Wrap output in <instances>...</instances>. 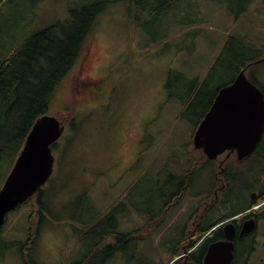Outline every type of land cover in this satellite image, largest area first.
<instances>
[{
  "label": "rangeland",
  "instance_id": "rangeland-1",
  "mask_svg": "<svg viewBox=\"0 0 264 264\" xmlns=\"http://www.w3.org/2000/svg\"><path fill=\"white\" fill-rule=\"evenodd\" d=\"M91 1L8 0L0 10V57L22 45L24 36L69 18L70 8ZM110 1L95 25L86 66L81 61L71 71L49 110L67 127L53 148L54 172L42 187L47 219L32 250L38 264L73 262L81 249L78 229H87L98 217L142 237L106 264H171L168 248L175 235L182 234L199 200L218 184L217 161L202 164L207 157L192 144L204 109L180 114L190 86L207 78L208 89L215 91L231 81L236 70L208 77L229 35L264 49V0H256L240 19L231 10L237 5L232 0H191L189 5L182 0L138 25L127 15L129 0ZM258 70H264V61L252 64L246 74ZM174 156H182L179 165L186 159L195 162L184 166L195 178L184 203L162 222L159 169ZM12 164L0 175V187ZM36 205L9 213L4 224L8 240L29 237L30 211ZM0 264H25L20 246L4 251Z\"/></svg>",
  "mask_w": 264,
  "mask_h": 264
},
{
  "label": "trees",
  "instance_id": "trees-1",
  "mask_svg": "<svg viewBox=\"0 0 264 264\" xmlns=\"http://www.w3.org/2000/svg\"><path fill=\"white\" fill-rule=\"evenodd\" d=\"M181 1L129 0L127 15L133 25H138L142 19H146L151 14L164 15ZM255 1L232 0L237 3L231 9L235 18L240 19ZM7 2L8 0H0V10L7 5ZM110 2V0H92L89 3L73 6L70 8L69 18L24 36L22 45L12 48L0 57V175H3L5 167L15 162L35 121L42 115L50 114L49 110L64 80L81 61H84L85 57L87 58L99 16ZM186 2L188 5L191 4V0ZM254 52L256 53L252 55L251 53ZM262 57H264L263 48L258 50L254 42L243 36L229 35L214 58L208 77L230 69L236 70L233 78L215 91L208 89L207 78L204 81L196 80L190 86L189 100L182 109L181 115H194L198 108H203V115L197 122V127L210 109L219 90L231 83L247 65L254 64V61ZM102 80L95 82L97 85L95 88L99 87L98 83ZM71 124H75V119L71 120ZM55 145L56 143L53 144V148ZM189 164L193 165L195 162L190 159ZM159 173L158 181L162 185L161 195H157L162 221L163 189L165 186L170 190L175 189L176 173L170 161L159 170ZM191 175L192 171L189 173V178ZM180 177L183 178L184 183L183 174H180ZM44 196V189L41 188L14 210L19 211L25 204H37V207L30 211L29 237L24 242L8 240L4 226L0 227V258L4 255V251L19 245L23 251L25 264H38L32 256V250L47 219ZM171 201L175 202L176 198L171 197ZM38 218L39 221L36 223ZM116 228V221L110 225V222L105 223L102 217H98L87 229H78L77 239L81 249L78 257L69 264H95V259L101 256L102 264H106L116 252L120 251L119 248L126 246L125 242L142 238L140 233H124ZM245 253L246 249L242 248L241 256ZM176 255V252L171 254L170 261Z\"/></svg>",
  "mask_w": 264,
  "mask_h": 264
},
{
  "label": "flooded vegetation",
  "instance_id": "flooded-vegetation-1",
  "mask_svg": "<svg viewBox=\"0 0 264 264\" xmlns=\"http://www.w3.org/2000/svg\"><path fill=\"white\" fill-rule=\"evenodd\" d=\"M87 60L82 63L83 67ZM248 77L264 95V70L253 71ZM213 161H217L218 184L212 195L199 200L184 222L182 234L170 236L174 237V246L168 248L170 254L177 253L172 263L206 264L210 249L217 246L211 264H264V129L248 155L240 157L237 151L228 150ZM184 179L183 183V178L176 173L175 189L164 187L162 222L184 203L193 186L194 178ZM171 197L176 201L172 202ZM226 242L233 244L231 257L230 251L223 247L227 248ZM129 243L125 242L126 246L113 256L128 252ZM242 248L246 249L243 256ZM95 260V264L103 263L102 256Z\"/></svg>",
  "mask_w": 264,
  "mask_h": 264
},
{
  "label": "water",
  "instance_id": "water-1",
  "mask_svg": "<svg viewBox=\"0 0 264 264\" xmlns=\"http://www.w3.org/2000/svg\"><path fill=\"white\" fill-rule=\"evenodd\" d=\"M65 129V121L56 115L45 114L35 121L0 189V227L10 211L36 194L50 179L55 164L52 145ZM263 129L264 95L242 70L232 83L219 90L195 132L194 144L210 158L226 150H236L243 157L256 146ZM225 245L231 257L233 244ZM216 249L217 246L210 249L206 264L213 262Z\"/></svg>",
  "mask_w": 264,
  "mask_h": 264
}]
</instances>
